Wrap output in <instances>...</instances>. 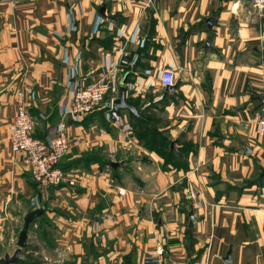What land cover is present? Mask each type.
<instances>
[{
    "label": "crops",
    "instance_id": "obj_1",
    "mask_svg": "<svg viewBox=\"0 0 264 264\" xmlns=\"http://www.w3.org/2000/svg\"><path fill=\"white\" fill-rule=\"evenodd\" d=\"M126 75L140 116L113 109ZM102 78L113 91L67 122L60 167L75 184L39 186L10 141L19 102L49 139ZM263 110L252 0H0V239L43 208L28 240L40 257L41 242L69 264H152L159 250L165 264H264Z\"/></svg>",
    "mask_w": 264,
    "mask_h": 264
},
{
    "label": "built area",
    "instance_id": "obj_2",
    "mask_svg": "<svg viewBox=\"0 0 264 264\" xmlns=\"http://www.w3.org/2000/svg\"><path fill=\"white\" fill-rule=\"evenodd\" d=\"M257 10H264V0H252ZM176 74L164 69L160 74L161 87L174 86ZM114 79L102 78L91 84L78 87L71 97L69 107L60 115L55 135L49 139L34 137L33 118L22 99L15 116L9 122L10 141L13 151L24 153V163L32 179L43 187L75 184L74 180L60 167V162L70 151L72 141L67 133L68 120L81 119L92 113L113 91ZM260 135L264 136V110L255 115ZM152 264H164L162 250L151 257Z\"/></svg>",
    "mask_w": 264,
    "mask_h": 264
},
{
    "label": "water",
    "instance_id": "obj_3",
    "mask_svg": "<svg viewBox=\"0 0 264 264\" xmlns=\"http://www.w3.org/2000/svg\"><path fill=\"white\" fill-rule=\"evenodd\" d=\"M128 76L126 75L123 78L122 86L120 90L119 98H117L113 102V109L119 110V109H128L136 116H140V113L138 112L137 108L130 102H127L125 100V83L127 82ZM176 86H169L166 87V90L172 91L175 90ZM119 163H113V166H117ZM43 208H39L37 210L32 211L30 214H28L24 218L22 229L20 230L18 241H17V247L14 249V252L11 254L9 252L5 253L4 257L0 258V264H15L22 259L23 253L28 245V232L30 225L43 213ZM195 218L193 215V211L190 212V223L189 226H194Z\"/></svg>",
    "mask_w": 264,
    "mask_h": 264
},
{
    "label": "rangeland",
    "instance_id": "obj_4",
    "mask_svg": "<svg viewBox=\"0 0 264 264\" xmlns=\"http://www.w3.org/2000/svg\"><path fill=\"white\" fill-rule=\"evenodd\" d=\"M74 120H78V119H74ZM21 227H22V224H20L19 229L14 234H12V238L0 239V258L4 257L5 253H7V251L11 254L14 252V249L17 247V241H18V236H19ZM32 231L33 230H31V232ZM28 240L30 241L29 243H31V246H35V245H37V243H39V240L33 239L32 233H30V232H29ZM40 244H41V247L43 246V251H44V253L42 255L43 257H40L41 258L40 260H42L44 264H69V258L65 257L66 256V255H64L65 253L62 254L63 253L62 252L63 251L62 246L58 247L59 250H61L60 254L59 253L54 254V252L51 253V251H49L48 246L46 247L47 248L46 249L41 242H40ZM35 255L38 256V254H35ZM45 257H47V258H45ZM22 258H23V256H22ZM44 258H45V260H44Z\"/></svg>",
    "mask_w": 264,
    "mask_h": 264
},
{
    "label": "trees",
    "instance_id": "obj_5",
    "mask_svg": "<svg viewBox=\"0 0 264 264\" xmlns=\"http://www.w3.org/2000/svg\"><path fill=\"white\" fill-rule=\"evenodd\" d=\"M36 248L28 245L23 253V258L15 264H44L40 256H36Z\"/></svg>",
    "mask_w": 264,
    "mask_h": 264
}]
</instances>
